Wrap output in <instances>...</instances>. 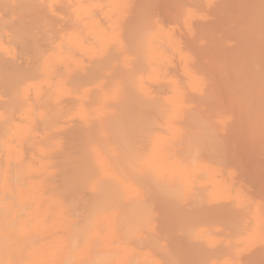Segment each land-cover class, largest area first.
<instances>
[{
    "label": "bare ground",
    "instance_id": "obj_1",
    "mask_svg": "<svg viewBox=\"0 0 264 264\" xmlns=\"http://www.w3.org/2000/svg\"><path fill=\"white\" fill-rule=\"evenodd\" d=\"M0 264H264V0H0Z\"/></svg>",
    "mask_w": 264,
    "mask_h": 264
}]
</instances>
